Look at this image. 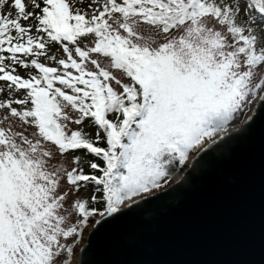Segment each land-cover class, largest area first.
Returning a JSON list of instances; mask_svg holds the SVG:
<instances>
[{
    "label": "snow or ice",
    "instance_id": "obj_1",
    "mask_svg": "<svg viewBox=\"0 0 264 264\" xmlns=\"http://www.w3.org/2000/svg\"><path fill=\"white\" fill-rule=\"evenodd\" d=\"M84 2L0 0V264H71L264 100V0Z\"/></svg>",
    "mask_w": 264,
    "mask_h": 264
},
{
    "label": "water",
    "instance_id": "obj_2",
    "mask_svg": "<svg viewBox=\"0 0 264 264\" xmlns=\"http://www.w3.org/2000/svg\"><path fill=\"white\" fill-rule=\"evenodd\" d=\"M189 163L131 208L96 216L77 264H264V100Z\"/></svg>",
    "mask_w": 264,
    "mask_h": 264
},
{
    "label": "rangeland",
    "instance_id": "obj_3",
    "mask_svg": "<svg viewBox=\"0 0 264 264\" xmlns=\"http://www.w3.org/2000/svg\"><path fill=\"white\" fill-rule=\"evenodd\" d=\"M26 2H27V0H26ZM89 2H90V0H85L84 4H83V5H80V6L83 7V8H86V7H87V4H88ZM10 10H11L10 7L4 9V11H10ZM57 55H58V56H63V54L61 53V51H58V52H57ZM89 67H91V65H90ZM258 78H259V74H257L256 79H258ZM256 98H257V97H256ZM256 98L252 99V103H251V104H246V105H245V109H244V111L242 112V119H241V121H242V120L246 117V115L251 111V109H252V107H253V104H254ZM250 99H251V98H250ZM240 124H241V123H240ZM237 126H239V124H238V125H232L230 128H232V127H237ZM70 127H72L73 129H75L77 126L70 125ZM85 130H86V131H89L90 128L87 129V127H86ZM179 173H180V171H179L178 173H176L172 178H174V177H176L177 175H179ZM97 216H98V215H97ZM95 217H96V216H95ZM95 217H94V218H95ZM93 220H94V219H93ZM93 220H92V221H93ZM92 221H91V223H92ZM91 223H88V225L86 226L85 231L83 232V236L86 234L87 229H88V227L90 226ZM82 241H83V238H81V239L79 240V243H78L77 246H76V249H75L74 255H73L72 259H71V263L74 262V260H75V258H76V256H77L78 248L80 247Z\"/></svg>",
    "mask_w": 264,
    "mask_h": 264
},
{
    "label": "trees",
    "instance_id": "obj_4",
    "mask_svg": "<svg viewBox=\"0 0 264 264\" xmlns=\"http://www.w3.org/2000/svg\"><path fill=\"white\" fill-rule=\"evenodd\" d=\"M40 2L42 3V0H40ZM28 10H32V8H31V6L29 5V8H28ZM5 12H8V11H5ZM59 48V46L58 45H55V46H51V48H50V54L51 53H55L56 55H57V49ZM61 51V53H62V49L60 50ZM57 58H63V56H58L57 55ZM42 59V62H45V61H43V58H41ZM46 64H47V66H57V65H55L53 62H51V61H47V62H45ZM17 72L19 73V74H21V75H25V72H24V70L23 69H20L19 67L17 68ZM241 119H242V113H240L239 114V116H238V119H236L234 122H232L230 125H229V128L232 126V125H240V123H241ZM228 128V129H229ZM87 129H89L88 127H87ZM75 130V129H74ZM91 130V129H90ZM180 171V170H179ZM179 171H172L171 173H170V179H169V181L172 179V177L176 174V173H178ZM168 181V182H169ZM165 185V184H164ZM94 219V217H92V218H90V221H89V223H91V221ZM86 228V227H85ZM84 231H85V229H84Z\"/></svg>",
    "mask_w": 264,
    "mask_h": 264
},
{
    "label": "bare ground",
    "instance_id": "obj_5",
    "mask_svg": "<svg viewBox=\"0 0 264 264\" xmlns=\"http://www.w3.org/2000/svg\"><path fill=\"white\" fill-rule=\"evenodd\" d=\"M77 263H78V255L76 256V258H75L74 262H73V263H71V264H77Z\"/></svg>",
    "mask_w": 264,
    "mask_h": 264
}]
</instances>
